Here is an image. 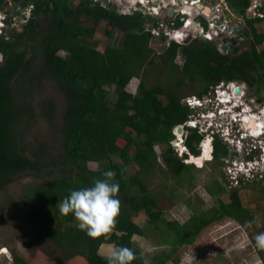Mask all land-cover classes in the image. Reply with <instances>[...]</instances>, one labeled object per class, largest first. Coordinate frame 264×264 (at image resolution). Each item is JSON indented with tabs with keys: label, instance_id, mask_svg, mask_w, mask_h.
Wrapping results in <instances>:
<instances>
[{
	"label": "trees",
	"instance_id": "1",
	"mask_svg": "<svg viewBox=\"0 0 264 264\" xmlns=\"http://www.w3.org/2000/svg\"><path fill=\"white\" fill-rule=\"evenodd\" d=\"M20 1L33 6L30 16L21 28L11 29V39H5V32L0 36V193L24 174L35 183H25L16 197L5 194L0 202V226L15 221L17 231L11 264H108L112 244L134 251L131 264H144L134 237L161 248L153 261L166 264L221 218L245 226L253 221L236 190L227 203L217 200L206 211L190 209L182 223L166 220L143 176L159 163L182 184L191 179L192 162L207 158L224 166L240 159L220 135L211 134L208 145L202 141L204 133L185 125L196 109L185 105L180 89L195 85L192 96L201 98L219 82H234L257 99L263 95L264 101L262 7L260 18L243 19L234 38L237 51L231 53L233 46L227 44V51L219 53L216 43L189 37L179 21V37L164 45L150 35L156 18L123 13L120 5L109 9L89 0H0V13L9 16L10 6ZM223 3L242 18L249 7V0ZM194 15L193 10L188 14ZM257 23L263 31L256 30ZM99 27L111 39L103 50L93 39ZM133 79L138 83L130 92ZM48 81L64 99L59 116L54 98L45 91ZM40 120L46 129H40ZM176 127L181 128L178 134ZM183 146L177 155L176 147ZM109 170L119 184L120 214L111 233L93 239L77 227L72 214H60L57 205L71 191L92 187ZM221 190L213 182L206 193L214 197ZM140 213L143 225L136 221Z\"/></svg>",
	"mask_w": 264,
	"mask_h": 264
},
{
	"label": "rangeland",
	"instance_id": "2",
	"mask_svg": "<svg viewBox=\"0 0 264 264\" xmlns=\"http://www.w3.org/2000/svg\"><path fill=\"white\" fill-rule=\"evenodd\" d=\"M240 24L241 27H243V20H241ZM235 26L234 23L229 24L230 28L236 29L237 27L234 28ZM255 27L257 31H263L262 23H257ZM190 28L192 29L193 26L191 25ZM115 37L117 38L116 43L118 44L121 36L117 33ZM224 38L232 39V36L224 34ZM93 39L99 50H103L106 44L111 41V39H107L103 36L101 27H99ZM263 46L264 43H262L260 47ZM260 47H258V49ZM157 70H159V67L156 70L154 68V71ZM137 83L138 80L133 79L129 83L127 90L134 92ZM219 83L225 84L226 82ZM232 83L241 89L243 96L246 99L251 100L253 103H255V100L263 101V95H260L259 98L256 99L252 91L247 90L243 84ZM193 86L194 89L190 87L180 89L184 99L190 98L193 95V91L196 90L195 85ZM45 91L47 95L54 98L57 105V115L59 116L64 108L63 97L57 93L56 88L51 81L45 83ZM235 99H239V102L243 101L242 97L239 95H237ZM209 106L210 105L207 107ZM231 108L232 110H225L227 113L225 114L226 120H230V115L236 113V111L240 109L233 106H231ZM259 108H262V105H256L255 108H248L242 113H248L251 110L254 111ZM212 112H215V110ZM223 118L225 119V117ZM213 121L217 122V119ZM205 122L206 121L203 120L202 124ZM38 125L40 126V129L47 128L45 122L42 120L39 121ZM231 132H233V130ZM51 138L54 137L52 136ZM202 141H205L209 145L211 138H203ZM248 143H251L252 145L254 144L252 141H249ZM249 144L240 145L239 151H243V146L250 148ZM230 145L235 147L234 143ZM231 146L229 147L232 149ZM250 149L254 150V148ZM181 150V147H176L177 155L181 153ZM255 151L256 152L252 155L248 164L240 162V160H235L231 161L229 164H225L224 167L223 165H216L210 160H206L207 158L199 163L192 162L194 164L190 171L191 179L187 182L184 181L182 184H177L173 178L169 176L164 166L159 163L153 168H150L147 171V174L143 176L150 192L157 194V198L162 206L164 211L163 215L166 220L182 223L190 215V209L196 208L197 211H206L210 207L216 206L217 200L227 203L228 194L232 190H236L240 205L247 210L248 214L254 221L253 228H249L240 224L236 219L221 218L205 227L196 236L194 242L190 246L180 247L172 256L171 260L166 264H264V250H260L255 246L254 239L256 234L260 233L261 229H264V180H262L264 179V173L260 172V177L251 176L253 175L251 173H258L255 169H259L260 167L261 170L264 165H261V162L258 161L252 166L253 169L251 167H245V165H251L252 160H259L264 155V151ZM208 159H210V157ZM90 167L95 169L96 165L90 164ZM238 178L242 179V184L238 183ZM252 179L255 181L245 183ZM34 181L33 177L29 174L17 177L5 193H0V202H3L5 194L16 197L25 183H35ZM213 182L218 183L222 190L216 193L214 197H210L206 193V189L213 188ZM170 193H172L171 199L167 201V197ZM136 221L139 225H143L145 223V215L140 213ZM13 223H15V221ZM13 223H9L6 226H0V245L7 247L9 251L11 247H18L17 238L14 237L16 228L13 227ZM8 231L11 232L8 233ZM133 239L135 245L138 246L142 252L145 262L144 264H155L153 256L162 249L153 244L150 239L137 237H134ZM3 242H8V244H3Z\"/></svg>",
	"mask_w": 264,
	"mask_h": 264
},
{
	"label": "built area",
	"instance_id": "3",
	"mask_svg": "<svg viewBox=\"0 0 264 264\" xmlns=\"http://www.w3.org/2000/svg\"><path fill=\"white\" fill-rule=\"evenodd\" d=\"M94 2H101L102 0H93ZM110 3H115L116 5H120V11L123 13H132L139 11L145 16H149L151 18H157L160 12L165 11L168 8H171L173 11L172 15H168L165 13L164 19H158L157 23L154 26L150 27V35L153 39H160L164 45H168L169 42L176 40L179 37V33L181 31L180 28L175 27V22L179 21L183 23V31L188 35L189 33H194L195 38L198 40H204L208 42L216 43V49L219 53H225L221 51V41L224 39V34L232 36L234 39L238 32L241 29V20L233 21L232 18H228L223 11L226 9L222 0L215 1L211 4V12L209 15H205L203 11L196 10L195 18L191 20L189 25H192L193 28L190 30L189 27L185 26L187 19L184 18L190 9L196 8V6L200 3L201 0H107ZM262 7L264 10V0H250L249 8L247 9V18H260L261 13L258 9ZM33 6L30 4L24 11L32 10ZM234 23V28H239V31L236 34L228 31L229 24ZM185 26V27H184ZM6 28L10 29H19L18 21L14 17H9L4 13H0V36L4 33ZM233 29V28H232ZM227 51V50H226ZM237 88L239 91L238 93H234L233 90ZM223 95V96H222ZM239 95L242 97V102H239V99L236 100V96ZM184 103L189 108H194L195 106H199L201 103H206L213 108H220L226 107V110L231 109V106H237L243 112L247 110L251 105L255 104L251 100L246 99L243 96V93L240 88L233 85V83H218L215 85L211 92H209L206 96L201 98H195L191 96L190 98H185ZM224 110H218L217 113L221 117L223 116ZM210 116H214L211 111H208L205 114V117L208 119L202 124V121L196 115H190L188 121L185 125L197 128L198 133H204L206 138H210L213 131H207L208 127L217 128L220 127L221 123L214 122L211 120ZM199 117L204 118V115H199ZM252 117L251 114L248 116L234 113L230 115V120L235 123H239V121L243 119H249ZM227 120L224 124L227 126L224 129L219 130L221 136L224 138L228 136V140L230 142H234V146L239 150L241 145V139L246 137V134L240 131L239 129H235V133L237 134L232 135L230 134V127L231 121ZM203 125V126H202ZM239 126V124H238ZM262 133H264V126L260 129ZM248 134H250L248 132ZM262 146H264V142H262L261 149L263 150ZM250 148H254L252 145H249ZM250 148H246L244 151V155H249ZM262 160H264V155ZM249 163V162H248ZM246 163V164H248ZM256 164V160H252L251 165H246V167H252ZM246 169V168H245ZM264 170V166L262 167V173ZM6 257L8 259L7 264H11L12 257L9 249L5 246L0 245V261L2 257Z\"/></svg>",
	"mask_w": 264,
	"mask_h": 264
},
{
	"label": "clouds",
	"instance_id": "4",
	"mask_svg": "<svg viewBox=\"0 0 264 264\" xmlns=\"http://www.w3.org/2000/svg\"><path fill=\"white\" fill-rule=\"evenodd\" d=\"M27 8L30 4H24ZM25 8V9H26ZM17 11L20 12L19 5ZM24 9V10H25ZM9 17H13L10 16ZM11 31L10 28H6ZM1 57V56H0ZM103 179H97L92 187L71 191L70 195L59 201V211L63 216L72 214L78 222L77 227L90 238L106 236L116 228L121 202L116 197L119 184L114 183L116 173L112 170L103 173ZM254 221L246 222L252 227ZM255 246L264 250V232L254 237ZM136 258L134 251L126 246H109L108 264H131Z\"/></svg>",
	"mask_w": 264,
	"mask_h": 264
},
{
	"label": "bare ground",
	"instance_id": "5",
	"mask_svg": "<svg viewBox=\"0 0 264 264\" xmlns=\"http://www.w3.org/2000/svg\"><path fill=\"white\" fill-rule=\"evenodd\" d=\"M89 1H91V2H93L94 4H97V3H100L101 5H106L107 7H111L110 6V4H109V2L107 1V3H101V2H94L93 0H89ZM103 1V0H102ZM215 1H213V0H201L200 1V3L196 6V8H193V9H190L189 10V12L186 14V15H184V18H186L187 19V21H186V24H185V26H190L191 27V25H189L190 24V22H191V20L192 19H194V18H191V17H189L188 16V14L190 13V11H195L196 12V10H201V11H203V13L205 14V15H209L210 14V12H211V9H210V7H211V4L212 3H214ZM222 2H223V0H222ZM225 5V4H224ZM225 7H226V9L223 11V13L228 17V18H232L233 19V21H236V20H243V19H248V18H252V17H248L247 18V9L249 8H247L246 10H245V12H244V15H243V17L244 18H242L240 15L238 16V15H236V14H234L228 7H227V5H225ZM117 8V7H116ZM168 9H171V8H168ZM168 9H166L165 11H163V12H160V13H163V17H160V13H159V15H158V17L156 18L157 20L158 19H164L165 18V13H167V10ZM172 10V9H171ZM165 12V13H164ZM168 15H172L173 14V11H172V13L171 14H169V13H167ZM25 16V18L27 19L28 18V16H30V11H23V12H18L16 15H14V18L18 21V25H19V28H21L25 23H26V19L25 20H22L21 18H20V16ZM190 27H189V29H190ZM223 96V95H222ZM209 104H206V103H201L199 106L197 105V106H195L194 108L196 109V113L194 114V115H196L198 118H199V120L200 121H208V119L205 117V114H207L208 113V111H214L215 110V112H212L213 114H214V116H210V118H212L211 120H215V119H217V122H219V123H221V125H220V127H217V128H212V127H208V129H207V131H209V130H211V131H213V133L212 134H218V135H220V137L226 142V143H228L229 145L230 144H232V143H234V142H230L228 139V136H225L224 138L221 136V134H220V132H219V130H221V129H224V128H226L227 126L224 124V122L225 121H227L226 119H224L223 117H221L218 113H217V111L218 110H224V112L222 113L223 114V116L225 115V114H227L226 113V107H218V108H213V106H209V107H207ZM233 107H237V106H233ZM231 110H232V108H231ZM230 110V111H231ZM250 111V110H249ZM236 113H238V114H242V115H244V117L245 116H248L249 114H251L252 115V117H250L249 119H243V120H241V121H239V123H235V122H232L231 120V125H232V127H230V134H232V135H237L236 133H235V129L237 128V129H239L240 128V131L241 132H245V134H246V137L245 138H243V139H241L240 141H241V145H243V144H245V145H248L249 143V141H252V142H254V144L252 145L251 143L249 144V145H252L253 147H254V150H252V149H250L251 151H250V153H249V155H244V153H243V151H245V149H246V147H244L243 146V151H239V150H237V148L236 147H234V149L240 154V159H237L236 161H238V160H240V162H245V163H248V162H250V160H251V157H252V155L256 152L255 150H259V151H264V147L262 146V148H263V150L261 149V143H262V141H264V133H262L261 131H260V129L264 126V107H262V108H259V109H255L254 111H250V112H248V113H242V111H241V109H239V110H237L236 111ZM199 115H204V118H201V117H199ZM206 119V120H205ZM249 122H251V123H249ZM226 123V122H225ZM249 123V124H248ZM238 124H239V126H238ZM248 124V126H245V125H247ZM204 125V124H203ZM202 125V126H203ZM233 130V132H231ZM248 132L250 133V134H248ZM258 142V143H257ZM260 142V143H259ZM231 146V145H230ZM182 148V150H181V152L182 151H184L185 150V147L183 146V147H181ZM262 158H263V156H262ZM262 158H260L259 160H256V162H261V165H264V160H262ZM242 160V161H241ZM233 161H235V160H233ZM229 163H231L230 161L229 162H226V164H229ZM224 167H225V165H224ZM245 167H246V165H245ZM252 169H253V167H251ZM255 170H257V172L258 173H251V174H253V175H251V176H259L260 177V172L262 173V171L260 170V167H259V169H255ZM250 176V177H251ZM249 177V178H250Z\"/></svg>",
	"mask_w": 264,
	"mask_h": 264
},
{
	"label": "water",
	"instance_id": "6",
	"mask_svg": "<svg viewBox=\"0 0 264 264\" xmlns=\"http://www.w3.org/2000/svg\"><path fill=\"white\" fill-rule=\"evenodd\" d=\"M101 3H104L105 4V3H107V0H103V1H101ZM24 4H25V2H21V1L19 2V9L21 8V12H23L24 9L26 8V6ZM17 13H18V11L15 9V6L14 5H11L10 8H9V14H10V16H14ZM167 13L171 14L172 13V10L171 9H168L167 10ZM160 17H163V13H160ZM20 18L22 20H25L26 19L25 16H23V15L20 16ZM190 30H191V28H190ZM228 31L232 32L233 34H236L239 31V28H236V29L228 28ZM4 32H5V39H7V40L11 39V31L9 29H5ZM188 35H189V37H191L193 39H195V37H196L195 34L192 33V32L189 33ZM240 37H242V35H240ZM221 43H222V45H221V51L222 52H226V50H227V44H229L230 46H233V48L231 49V53H235L237 51V48L235 47V43L236 42L234 41V39H225L224 38V39H222ZM238 91L239 90L237 88H235L233 90L234 93H238ZM249 123H251V122H249ZM248 124L245 125V126H248ZM174 132L176 134L180 133L181 132V128L180 127H176L175 130H174ZM7 261H8V259L4 256V257L1 258L0 264H7Z\"/></svg>",
	"mask_w": 264,
	"mask_h": 264
},
{
	"label": "flooded vegetation",
	"instance_id": "7",
	"mask_svg": "<svg viewBox=\"0 0 264 264\" xmlns=\"http://www.w3.org/2000/svg\"><path fill=\"white\" fill-rule=\"evenodd\" d=\"M26 4V3H25ZM109 4H110V6H111V8H116L118 5H116L115 3H110L109 2ZM113 6V7H112ZM110 8V7H109ZM257 99V98H256ZM256 105H262V107L264 106V101H261V100H255V104H253V105H251V107H253V108H255V106ZM251 107H249V108H251Z\"/></svg>",
	"mask_w": 264,
	"mask_h": 264
},
{
	"label": "crops",
	"instance_id": "8",
	"mask_svg": "<svg viewBox=\"0 0 264 264\" xmlns=\"http://www.w3.org/2000/svg\"><path fill=\"white\" fill-rule=\"evenodd\" d=\"M249 2H250V0H249ZM249 4V3H248ZM17 7V6H16Z\"/></svg>",
	"mask_w": 264,
	"mask_h": 264
}]
</instances>
